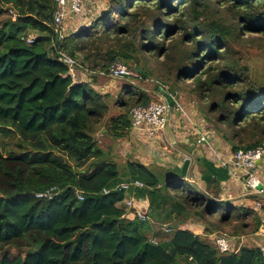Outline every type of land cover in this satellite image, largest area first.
Here are the masks:
<instances>
[{"label":"trees","instance_id":"16d2710c","mask_svg":"<svg viewBox=\"0 0 264 264\" xmlns=\"http://www.w3.org/2000/svg\"><path fill=\"white\" fill-rule=\"evenodd\" d=\"M106 1L57 43L54 0H0V15L4 5L15 11L0 23V264H264L260 248L216 246L218 236L238 242L263 225L258 196H246L250 206L220 197L227 168L194 159L199 183L177 165L154 175L130 157L120 168L103 161L95 139L102 129L116 145L126 139L130 110L159 104V86L205 103L232 155L262 146L264 77L244 63L241 44L264 49V0ZM116 62L130 74L112 100L96 87L113 81ZM133 181L144 187L103 194ZM154 225L163 239L149 238Z\"/></svg>","mask_w":264,"mask_h":264},{"label":"crops","instance_id":"0c3cea01","mask_svg":"<svg viewBox=\"0 0 264 264\" xmlns=\"http://www.w3.org/2000/svg\"><path fill=\"white\" fill-rule=\"evenodd\" d=\"M175 101L181 106V112L175 111L179 114V117L170 116L164 128V130L167 128L172 133L174 143L171 142L165 131L149 138L144 130H131L128 137L120 142L123 150L132 155L140 164L149 168L154 175H157L156 172L161 167L168 169L175 165L181 167L183 160L186 158L192 161L188 171L197 175L199 174L193 161L196 158L206 156L217 166H219L220 160L228 162L232 157L230 146L209 123V118L205 115L204 110L200 109L201 105L183 95H178ZM199 135H202L208 144L198 145L196 140ZM190 145H193V148L192 153L189 155L186 149ZM182 148L184 151H181ZM227 171L228 173L233 172V169L229 167ZM234 172L236 173L235 177H231L227 183H223V188L229 195L228 199L232 198V202L237 205L250 206V200L246 199V195L241 189V182L245 179V176L240 170H234ZM255 173L261 180H264V158L257 162ZM258 203L260 204L258 208L260 210L259 215L263 221L262 226H264V200ZM248 242L254 244V246L247 247L264 248V238L259 236V233L249 238Z\"/></svg>","mask_w":264,"mask_h":264},{"label":"built area","instance_id":"2783aa9c","mask_svg":"<svg viewBox=\"0 0 264 264\" xmlns=\"http://www.w3.org/2000/svg\"><path fill=\"white\" fill-rule=\"evenodd\" d=\"M55 1V12L53 14V23L57 27V43H60L64 40L65 36V28L64 23L71 15H80L83 11V5L85 0H54ZM34 42L33 37H29L27 39V43L32 44ZM55 45V44H54ZM59 61L63 62L67 66L70 67L71 71L73 67L76 65L75 61L68 58L65 55H62L59 58ZM129 70L119 62L113 64L110 68L107 77L111 80H115L121 77L129 76ZM102 75V74H101ZM72 78L74 75H71ZM170 95V94H169ZM172 96V95H170ZM178 94L176 93L172 96L175 106L174 110L177 112H181V106L175 101ZM159 104H148L146 106H136L130 110V129L131 130H144L149 138L155 137L158 133L164 132V128L167 124V115L169 113L168 106L164 103L162 98H160ZM198 145L205 143L208 144L206 139L199 135V138L196 140ZM264 158V144L262 146L256 147L251 150L242 151L238 150L228 162L220 160L219 166L225 167L227 169L232 168L233 172H229L232 178L235 177L236 173L234 170H240L245 179L241 182V189L246 196H258L262 200H264V180H261L259 176L256 175L255 170L257 166V162H260ZM219 160V159H218ZM261 185V189L258 190V186ZM143 183L139 181L133 182H123L111 190H103V194L107 195L111 192H123L127 195L128 191L132 188H143ZM54 190H48L46 192L36 194V198H50L53 194ZM75 196L79 201H83L82 193L78 190L75 191ZM133 204L132 197H125L123 200V205L125 212L128 211ZM255 207L258 209L260 204L255 203ZM140 220L144 221L145 216L141 213L137 214ZM259 236L264 238V226H261L259 230ZM216 246L220 253L226 254L229 253L232 249L231 241L226 239L223 236L216 237L215 240ZM262 252V256L264 258V248L260 249Z\"/></svg>","mask_w":264,"mask_h":264},{"label":"rangeland","instance_id":"374dc122","mask_svg":"<svg viewBox=\"0 0 264 264\" xmlns=\"http://www.w3.org/2000/svg\"><path fill=\"white\" fill-rule=\"evenodd\" d=\"M107 1L106 0H85L83 5V11L80 15H71L64 23L65 28V36L67 37L73 30L76 28L78 29L80 26L87 24L88 19L92 20L96 15L100 13V10L103 8L102 6L105 5ZM15 14V11L12 7L9 5L3 6V13L0 15V23L4 21L6 18L10 17L13 19ZM87 20V21H86ZM76 32V30L74 31ZM29 37H35V34H29L27 36V39ZM256 42H250L249 40L244 41L241 44V55L243 56L244 63L251 65L254 69L258 70V75L264 77V49H260ZM133 76V75H132ZM125 80V78L122 79H115L113 81L108 80H101L99 79L97 82V91L100 94H109V96L112 98V100L117 99V97L120 95L119 87L121 86L122 82ZM134 83L136 85L141 84L142 82L140 80H135ZM186 88L189 87V83H184ZM146 85V84H145ZM150 90L152 89L149 88ZM182 95L187 94L185 92H180ZM183 95V96H184ZM190 99V98H188ZM203 106H200L201 110H205L207 105L205 103L202 104ZM175 112V110H174ZM117 112L111 108L110 114H116ZM104 133V132H103ZM103 133H100V131L95 135V139L97 141V144L99 148L105 153V157L103 158V161H114L116 164L120 165L123 161L130 160V157L133 158L132 155H130L128 152L124 151L120 143L118 145L113 143V141L109 137L102 136ZM181 151H184L183 149ZM171 152V151H170ZM173 153V152H172ZM171 153V154H172ZM176 154V152H174ZM54 155L60 157L62 160L66 161V158L59 152L54 151ZM102 163V162H100ZM192 177L195 180V182H198V175L196 173H192ZM221 198H228L229 195L227 192L223 189L220 192ZM152 232L153 234L149 235V238H155V240L163 239L164 236L161 234V231L157 225L152 226ZM249 238L252 237H244L238 242H234V240L231 242L232 248H243L247 246H254V244H250L248 242ZM20 255L21 257L24 256L23 252H17L15 250H9L8 255L10 258H13L17 255Z\"/></svg>","mask_w":264,"mask_h":264},{"label":"water","instance_id":"95a60500","mask_svg":"<svg viewBox=\"0 0 264 264\" xmlns=\"http://www.w3.org/2000/svg\"><path fill=\"white\" fill-rule=\"evenodd\" d=\"M134 72L136 74H139L140 70L139 69H135ZM153 90H154V92H156L160 96V98H162L164 103L168 106L169 113H168L167 118H166L167 119V123H168V121L170 119V116L175 115L176 117H179V114L174 112L175 102H174L172 96H170L169 93L166 90L162 89L159 86H155ZM164 131L167 134V136L169 137V139L171 140V142L174 143V137H173L172 133L167 128ZM103 132H104V129H102L100 131V133H103ZM192 148H193V145H190L186 149L188 154H190L192 152ZM189 163H190L189 159L186 158V159L183 160V163L181 165V176L182 177H185L187 175L188 168H189ZM257 189L260 190L261 189V185L258 186Z\"/></svg>","mask_w":264,"mask_h":264}]
</instances>
